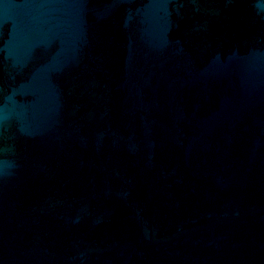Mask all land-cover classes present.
Listing matches in <instances>:
<instances>
[{"label":"water","instance_id":"1","mask_svg":"<svg viewBox=\"0 0 264 264\" xmlns=\"http://www.w3.org/2000/svg\"><path fill=\"white\" fill-rule=\"evenodd\" d=\"M0 264H264V0H0Z\"/></svg>","mask_w":264,"mask_h":264}]
</instances>
